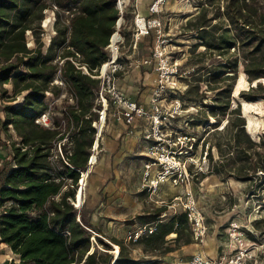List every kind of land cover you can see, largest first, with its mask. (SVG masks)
<instances>
[{"label": "rangeland", "instance_id": "1", "mask_svg": "<svg viewBox=\"0 0 264 264\" xmlns=\"http://www.w3.org/2000/svg\"><path fill=\"white\" fill-rule=\"evenodd\" d=\"M113 1L117 8L118 0ZM225 8V0H129L123 11L118 9L119 17L124 18L120 29L123 38L114 54L109 50L107 53L111 54L110 60L118 56L119 69L110 84L103 82L99 72V90L95 94L91 89L94 96L89 101L92 115L86 117H92L85 140L90 142L92 138L87 149L88 168L99 135L96 123L106 111L98 160L84 190L85 202L80 208L75 205L82 175L79 169L77 185L66 179L63 190L74 191V199L69 201L77 222L90 234L91 253L105 254L108 250L104 244L114 249L113 244L119 241L133 264H192L195 256L203 257L208 264H264V130L255 141L258 131L251 139L247 129L249 122L262 126L264 104H239L234 96L247 59L258 55L253 54L255 44L248 48L240 46L238 41L244 35L227 20ZM36 18L30 31L36 39V49L42 47L45 54L56 38L51 56L59 69L64 62L60 33L71 18L54 7L39 12ZM111 63L104 64L103 72ZM23 73H30L24 65L13 76ZM59 73L46 91L43 115H47L48 126L36 121L60 133L49 145V161L56 181L60 174H67V157L81 139L80 125L75 123L68 128L64 119L71 107H78V99ZM11 82L12 79L0 87V188L9 170L17 168L14 153L21 143L19 133L7 124L12 105L9 97L13 96ZM247 82L246 88H250L252 83ZM113 85L144 109L146 116L140 119L141 123L156 116L150 102L157 95L163 123H172L176 134L189 137L184 145L179 144L180 148L170 143L172 149H178L176 153L190 147L189 155L176 156L182 165L187 163L189 170L178 185L170 179L169 170L168 179L156 189L149 188L150 181L157 179L163 167L151 165L147 170L152 160L147 157L146 148H134L136 139L130 135L132 141H123L129 130L118 114L119 109L110 100L106 108L100 96L103 88L108 92ZM256 85L264 90V78L256 80ZM188 121L193 124H187ZM138 127L139 132L148 128ZM241 127L251 143H245ZM172 149L160 147L165 154ZM60 199L61 195L55 198ZM8 206L10 203L0 206V215ZM161 207H166L162 221L182 213H188L190 219L183 240L175 242L176 231L167 237L164 248L176 250L155 256L147 251L150 247L145 238L150 234V217ZM194 217L202 219L200 226ZM186 240H190L187 245ZM14 258L12 250L0 241V264Z\"/></svg>", "mask_w": 264, "mask_h": 264}, {"label": "trees", "instance_id": "2", "mask_svg": "<svg viewBox=\"0 0 264 264\" xmlns=\"http://www.w3.org/2000/svg\"><path fill=\"white\" fill-rule=\"evenodd\" d=\"M41 1L0 0V87L11 79L13 86L7 124L13 125L19 133L20 145L29 147L25 151L21 147L15 149L17 168L9 170L0 188V206L10 203L0 215V241L16 256L4 264H112L113 261V264H133L119 241L113 244L114 249L104 244L105 249L114 256L107 252L101 255L96 251L91 253L90 234L77 222L76 211L69 201L74 199V191L63 192L66 179L72 180L74 186L77 185V170L85 169L88 163L87 149L92 138L90 142L85 140L89 137L87 133L91 129L92 117H86L92 115L89 101L99 90V79L92 76H99V69L108 61L107 47L112 45L110 40L116 33L119 10L113 0H53L62 11H70L73 6L79 5V10L72 13L68 27L60 33L64 49L61 59L64 62L58 69L52 63L51 56L56 38L52 39L47 52L43 54L42 47L36 49V39L30 34L34 19H38L37 14L50 7L43 0L40 8ZM225 2L227 20L244 35L238 41L240 46L248 48L255 44L253 54L258 55L247 59L234 96L239 104L263 105L264 90L256 85V80L264 78V0ZM75 61L86 67L89 75L78 69ZM22 65L30 73L13 76ZM58 71L59 78L78 99V107H71L64 119L68 128L75 123L77 127L80 125L81 139L76 141L73 154L67 157L70 165L66 166L67 174H60L59 181H56L49 161V145L60 133L37 124L36 120L46 110V91ZM247 80L252 83L250 88H246ZM247 129L250 138L258 131L254 139L258 141L257 136L260 139V132L264 130V119L262 126L249 122ZM240 130L245 143H251L242 127ZM262 139L264 146V134ZM59 140H63V137ZM261 161L264 164V156ZM261 168L264 169V165ZM59 195L61 199L56 201ZM165 212L166 207L155 210L148 225L154 230L145 238L150 247L147 251L150 250L155 256L175 251L176 248H164L168 243V235L176 231L177 237L174 240L180 242L184 230L189 226L188 213L162 221L161 216ZM142 223L147 222L144 219ZM66 231L70 233L69 236ZM145 239H141L139 244ZM189 243L190 240L184 241L185 245Z\"/></svg>", "mask_w": 264, "mask_h": 264}, {"label": "built area", "instance_id": "3", "mask_svg": "<svg viewBox=\"0 0 264 264\" xmlns=\"http://www.w3.org/2000/svg\"><path fill=\"white\" fill-rule=\"evenodd\" d=\"M47 2H49V5H50L49 9L54 7L56 10H60L55 5L53 0H47ZM78 7H79V5L73 6L70 11L68 10V11H64V12L68 13L70 18H72L73 17L72 13L77 12L79 10ZM120 20H121V16L119 17V19L117 21L118 24L116 23V30H118L119 33H120ZM69 23H70V20H69ZM145 29H146V27H145ZM114 34H115V32H114ZM114 34L112 35L111 40L113 39ZM119 35H120V40H122V38H123L122 35L121 34H119ZM111 40H110V43L112 42ZM109 46H110V44H109ZM108 47H107V51H108ZM110 58H111V54L108 56L107 62L108 63L112 62V63L109 65V68L106 70V72L105 73L103 72L104 64L99 69V72H101V75H102L101 79L103 78V80H104L103 82H105L107 80L106 82L108 84H110L111 81H113L115 79V73L119 69V67L117 65L118 56L116 57L115 60H113V59L110 60ZM114 61H115V63H113ZM75 65L77 66L78 69H82V71L85 74L89 75V72H88L86 67L81 66L80 63H75ZM112 66H113V68H111ZM161 71H163V70H161ZM162 74H160L161 77H162ZM92 77L95 79H98V78H96L98 76H92ZM100 96H101L102 103L105 105L106 108H108V100H110L115 106H117V108L119 109L118 114H119V116H121L120 118L124 120V124L127 127V129L129 130L127 135L128 136L130 135V137L137 139L138 142L140 144H143L144 147L146 148V152H147L146 155L149 159L152 160V162L149 165H147L146 169L150 170L151 165H160L161 167H163L162 171L159 172V176L157 177V179L150 181V185H149L150 189H156L157 187H159V185L162 181L168 179V174L170 173L169 170H172V173H171L172 177L170 179L173 182H175L177 185L179 184V181L183 180L184 178H186L187 175H189L187 163H183V165H182V163L180 161H177L176 156L177 155L181 156V155H185V154L189 155V153H190L189 148L190 147L187 148L186 150H183V148H182L181 151H179V153H176V151L178 149H172V146L170 145V143H173L174 146L177 145V148H180L179 144H181L183 142H187L189 140V137L187 135L184 136L183 134L179 135V133L176 134L177 132L175 131V128L173 127L172 123L170 125H167V123H163L164 117H163V114L160 112L161 105H160L159 100L157 99L158 98L157 95L155 98V97H153V96H155V94H154L152 96V99L150 102L152 108L154 109V111L156 113V116H154L151 121L146 120V122H145V119H144V123H141L142 121L140 122V119L143 116H146L144 109L142 107L138 106V104H136L135 102H131L129 99H127L125 97V95L123 93H121L116 86L113 85L112 89H110L108 92H107V90H105V88H103L101 90ZM104 112H106V111H104ZM102 116H103V114H102ZM179 116H181V115H179ZM174 118H175V116H174ZM101 119H102V117H101ZM165 120H167V119H165ZM36 121L39 123H43L44 125L48 126L47 115H42ZM191 122L192 121H190V122L188 121L187 124L188 123L193 124ZM138 124L144 125L148 128H145V130L143 132H141V131L139 132L138 131L139 130ZM183 145H184V143H183ZM19 146L22 148V151H25L29 148V147H22V145H19ZM94 146H95V144H93L92 153L94 151ZM160 147H163V148L169 147L172 150L170 153L165 154V153H161ZM182 147H184V146H182ZM99 148H100V146H99ZM191 148H192V146H191ZM91 157H90V161H91ZM194 220L197 222V225H199V226L201 225L202 219H198V218L194 217ZM153 230H154L153 227H150V233L153 232ZM66 235L69 236L70 233L68 231H66ZM192 264H208V263H207V261L204 260L203 257L195 256L193 261H192Z\"/></svg>", "mask_w": 264, "mask_h": 264}, {"label": "bare ground", "instance_id": "4", "mask_svg": "<svg viewBox=\"0 0 264 264\" xmlns=\"http://www.w3.org/2000/svg\"><path fill=\"white\" fill-rule=\"evenodd\" d=\"M128 2H129V0H118V3H117L118 9L123 11ZM123 24H124V18L121 17L120 29L123 26ZM119 34H120L119 31L116 30V33L113 37L112 45L108 48V50L112 54H114V52H116L117 45L121 41ZM108 68H109L108 65H107V67L105 66L104 73L106 72V70ZM105 121H106V113L104 112L102 119L96 123V126L98 127V131H99V135H98L97 140L95 142L94 151L91 155L92 157H91V161L89 163V167L85 168V169H79L81 171L82 175H81V181H80L79 186H78L77 191H76L77 197L75 200V205L77 208H80L82 206V204L85 202L84 190H85V187H87L86 185H87L88 180L90 179L91 174L93 173V167L92 166L95 165L97 163V160H98L97 159V155H98L97 151H98L99 146H100V140L103 136L102 133H103V129L105 126Z\"/></svg>", "mask_w": 264, "mask_h": 264}, {"label": "crops", "instance_id": "5", "mask_svg": "<svg viewBox=\"0 0 264 264\" xmlns=\"http://www.w3.org/2000/svg\"><path fill=\"white\" fill-rule=\"evenodd\" d=\"M124 125H125V124H124ZM126 128H127V127H126ZM129 138H130V137H129L128 135H125L124 138H123V141H127V142L130 141V140L132 141V138H131V139H129ZM134 140H135V138H134ZM133 144H134V148H135V147L137 148V146H141V147L144 146L143 144H140V143L138 142L137 139L135 140V143H133ZM141 147L139 148V150L141 149ZM137 149H138V148H137Z\"/></svg>", "mask_w": 264, "mask_h": 264}, {"label": "water", "instance_id": "6", "mask_svg": "<svg viewBox=\"0 0 264 264\" xmlns=\"http://www.w3.org/2000/svg\"><path fill=\"white\" fill-rule=\"evenodd\" d=\"M117 9H118V7H117ZM118 24V23H117ZM112 41V40H111ZM78 172H80V171H78ZM107 253H110L111 254V252H109V251H106ZM114 260V259H113ZM114 263V261L112 262V264Z\"/></svg>", "mask_w": 264, "mask_h": 264}]
</instances>
